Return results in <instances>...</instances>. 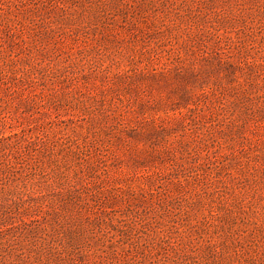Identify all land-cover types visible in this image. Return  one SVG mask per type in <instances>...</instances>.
<instances>
[{"label": "rangeland", "instance_id": "rangeland-1", "mask_svg": "<svg viewBox=\"0 0 264 264\" xmlns=\"http://www.w3.org/2000/svg\"><path fill=\"white\" fill-rule=\"evenodd\" d=\"M0 264H264V0H0Z\"/></svg>", "mask_w": 264, "mask_h": 264}]
</instances>
